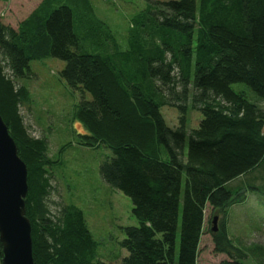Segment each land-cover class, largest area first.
Returning a JSON list of instances; mask_svg holds the SVG:
<instances>
[{
  "label": "trees",
  "instance_id": "trees-1",
  "mask_svg": "<svg viewBox=\"0 0 264 264\" xmlns=\"http://www.w3.org/2000/svg\"><path fill=\"white\" fill-rule=\"evenodd\" d=\"M143 1L123 40L89 0H40L15 28L0 15V115L27 168L34 264H198L207 206L226 217L253 195L264 210V0ZM45 58L63 61L59 76L80 93L70 120L82 132L57 153L110 150L101 180L131 200L137 225L111 249L81 208L49 202L59 160L21 113L29 64ZM210 234L228 258L218 264L264 259V245L232 239L223 221Z\"/></svg>",
  "mask_w": 264,
  "mask_h": 264
},
{
  "label": "rangeland",
  "instance_id": "rangeland-1",
  "mask_svg": "<svg viewBox=\"0 0 264 264\" xmlns=\"http://www.w3.org/2000/svg\"><path fill=\"white\" fill-rule=\"evenodd\" d=\"M40 0H6L0 2V15L4 23L24 18ZM95 15L107 23L121 40L130 27L131 17L144 7L143 0H89ZM13 3V4H11ZM12 6L15 11L12 16ZM34 77L27 81L32 98L21 108L24 122L34 137L45 136L48 142L47 156L58 158L55 163V178L49 202L74 204L82 209L94 238L109 249L124 237L122 227L136 226L131 214V200L122 192L107 186L100 177V165L112 155L110 150L67 145L62 157L58 148L73 142L75 134L82 132L77 122L70 117L80 93L73 91L59 76L65 63L56 58H45L30 62ZM239 89V87H238ZM167 125H177V112L173 107L160 109ZM190 124L197 126L202 118L198 111L189 113ZM264 209V208H262ZM218 216L207 206L204 210V233L199 244L198 264H218L228 259L225 254L214 253L211 233L212 217ZM222 221L232 239H241L243 244L264 245V210L258 206L257 197L248 195L241 205H235L225 217L217 219V227ZM217 229V230H218ZM124 253V252H123ZM250 264H264L263 258L246 255Z\"/></svg>",
  "mask_w": 264,
  "mask_h": 264
},
{
  "label": "water",
  "instance_id": "water-1",
  "mask_svg": "<svg viewBox=\"0 0 264 264\" xmlns=\"http://www.w3.org/2000/svg\"><path fill=\"white\" fill-rule=\"evenodd\" d=\"M26 164L17 154L14 139L0 115V243L1 264H34L31 225L26 216ZM218 216L212 218L217 231Z\"/></svg>",
  "mask_w": 264,
  "mask_h": 264
},
{
  "label": "crops",
  "instance_id": "crops-1",
  "mask_svg": "<svg viewBox=\"0 0 264 264\" xmlns=\"http://www.w3.org/2000/svg\"><path fill=\"white\" fill-rule=\"evenodd\" d=\"M11 4H13V3H11ZM14 14H15V11H14V9H13V6H12V16H14ZM23 19V18H22ZM22 19H20V20H22ZM20 20H17V21H15V23L16 24H14V23H12V21H10L8 24H10L12 27H17V24H18V22L20 21Z\"/></svg>",
  "mask_w": 264,
  "mask_h": 264
}]
</instances>
